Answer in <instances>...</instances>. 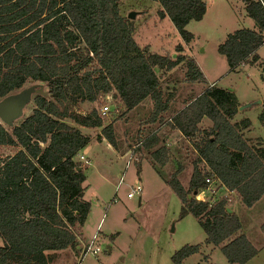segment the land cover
<instances>
[{"label":"trees","instance_id":"obj_1","mask_svg":"<svg viewBox=\"0 0 264 264\" xmlns=\"http://www.w3.org/2000/svg\"><path fill=\"white\" fill-rule=\"evenodd\" d=\"M154 1L161 6L160 19L169 18L184 43H191L194 36L187 26L203 20L207 0ZM243 1L256 30H236L219 45L231 71L258 62L264 45V0ZM120 2L0 0V98L29 80L48 88L36 96L32 114L21 123L9 130L0 122V148L15 149L0 156V264H51L59 251L82 250L78 247L92 205L85 199L87 174L76 158L93 137L81 128H102L97 141L104 138L113 147L116 136L113 124L104 126L96 108L83 115L75 112L78 105L100 104L113 95L126 114L150 98L155 122L170 109L157 70L171 72L185 65L188 80L206 82L196 61L183 54L182 44L176 58L141 47L130 13L122 14ZM238 113L236 95L217 85L173 111L170 125L192 145L196 160L187 188L177 174L166 182L182 202L181 218L198 219L206 245L221 247L230 264H247L258 250L241 233L237 213L229 212V198L196 199L213 181L235 192L249 208L264 196V146L247 140L252 122H233ZM205 119L211 122L208 128L200 127ZM259 120L264 126V111ZM161 143L153 135L142 145L152 151ZM164 150L161 145L152 155L163 159ZM261 230L264 234V223ZM201 249V244L186 245L173 255V263L183 264Z\"/></svg>","mask_w":264,"mask_h":264},{"label":"rangeland","instance_id":"obj_2","mask_svg":"<svg viewBox=\"0 0 264 264\" xmlns=\"http://www.w3.org/2000/svg\"><path fill=\"white\" fill-rule=\"evenodd\" d=\"M120 5L125 16L131 12L137 13L132 21L135 39L141 47H149L153 53L176 58V47L182 44L183 54L196 61L206 82L188 80L185 65L171 72L157 70L165 99L170 101V109L155 122L150 117L154 110L150 98L126 114L113 95L106 96L100 104L86 102L74 109L76 113L86 115L96 108L104 118V126L113 124L116 136V146L113 147L104 138L97 141L102 128H81L93 137L92 149L87 156L90 163H81L87 174L85 199L92 205L86 228L90 238L98 233L101 253L81 259L78 251L69 248L60 255L57 252L51 264H174L172 257L178 250L186 245L199 244L203 247L201 252L187 258L183 264H230L221 247H206V233L198 219L192 215L181 218L182 202L166 180L177 174L187 188L196 153L188 140L171 127L169 118L173 111L181 110L214 83L219 88L232 91L239 108L252 105L239 110L233 122L249 119L252 126L245 132L247 140L254 145L264 146V126L259 120V115L264 111V45L258 52V62L233 71L226 57L218 51L219 45L236 30H256L255 21L248 17L243 0H207L208 10L203 20L191 21L187 26L194 39L185 44L171 20L160 19L158 13L161 6L158 2L121 0ZM47 91L46 84L29 80L22 89L9 95L26 92L27 102L22 117L11 126L1 119L0 122L11 130L32 114L36 96ZM2 100L0 98V102ZM104 106H109L106 115H103ZM66 122L75 125L69 119ZM210 126L211 122L207 119L200 125L203 128ZM153 135L162 140L159 146H165L164 152L167 154L163 159H156L152 155L159 146L148 151L142 145ZM14 151L11 147L0 148V156L5 158ZM130 157L132 165L125 169ZM76 160H80L79 155ZM159 160H165L166 164L161 165ZM138 185L142 187L141 195L129 198L128 194ZM209 189L206 191L207 201L229 198L230 209L242 221L241 233L258 250V255L247 264H264V234L261 230L264 196L249 208L242 204L235 192L227 190L219 181L211 182ZM88 240L84 238V243ZM2 244L0 238V246Z\"/></svg>","mask_w":264,"mask_h":264},{"label":"built area","instance_id":"obj_3","mask_svg":"<svg viewBox=\"0 0 264 264\" xmlns=\"http://www.w3.org/2000/svg\"><path fill=\"white\" fill-rule=\"evenodd\" d=\"M107 97H109V96H107ZM108 112H109V106H104L103 115H106ZM85 150L82 151V154L79 155L80 160H78V161L81 163L88 164L90 162L87 159L88 154L85 152ZM131 157L129 158V160L125 164L126 165L125 169L129 168L132 165V158ZM123 177H124V175L121 177V181L123 180ZM209 188H207L206 190L197 194L196 199L199 201H207L206 200V191H210ZM141 193H142V187L140 185H138L131 190V192L128 194V197L132 199L136 196H140ZM98 239H99V236H98V233H96L88 240V242L86 244L83 245L82 250L80 252L81 259H83L87 255L98 256L101 253V248L98 244Z\"/></svg>","mask_w":264,"mask_h":264},{"label":"water","instance_id":"obj_4","mask_svg":"<svg viewBox=\"0 0 264 264\" xmlns=\"http://www.w3.org/2000/svg\"><path fill=\"white\" fill-rule=\"evenodd\" d=\"M136 16H137L136 12H131L128 15V18L134 20ZM26 102H27L26 92H22L21 94H19L17 99H10L9 97L4 98L0 102V119L9 126L13 125V123L17 119L22 117ZM251 106H252L251 104H248L243 107H240L239 110L242 111ZM79 170H81V168H79ZM229 212L231 213L232 210L230 209Z\"/></svg>","mask_w":264,"mask_h":264},{"label":"crops","instance_id":"obj_5","mask_svg":"<svg viewBox=\"0 0 264 264\" xmlns=\"http://www.w3.org/2000/svg\"><path fill=\"white\" fill-rule=\"evenodd\" d=\"M208 10V9H207ZM194 36V35H193ZM200 67V66H199ZM201 69V68H200ZM201 71H202V69H201ZM204 74V73H203ZM214 85V83L213 84H211L210 86H213ZM209 86V87H210ZM204 92V91H203ZM91 149H92V145H90L86 150H85V152L88 154L90 151H91ZM88 156V155H87ZM89 218V217H88ZM87 222H88V219H87ZM87 222H86V224H85V227H84V238H88V239H90V237H89V235H88V233H87V228H86V226H87ZM101 223H102V220H101V222H100V224L98 225V229H99V227H100V225H101ZM93 236V235H92ZM85 243L84 242H82L81 243V246L80 247H78V249L80 250L81 248H82V246L84 245ZM209 246H211V245H207L206 247H209ZM203 248V247H202ZM69 249V248H68ZM68 249H66V250H68ZM66 250H62V251H59L58 253H59V255L61 254V253H63L64 251H66ZM202 250V249H201ZM78 254V253H77ZM209 260V259H208Z\"/></svg>","mask_w":264,"mask_h":264},{"label":"flooded vegetation","instance_id":"obj_6","mask_svg":"<svg viewBox=\"0 0 264 264\" xmlns=\"http://www.w3.org/2000/svg\"><path fill=\"white\" fill-rule=\"evenodd\" d=\"M19 95V94H18ZM18 95H11V96H8L10 99H17L18 98ZM23 95V94H22Z\"/></svg>","mask_w":264,"mask_h":264}]
</instances>
